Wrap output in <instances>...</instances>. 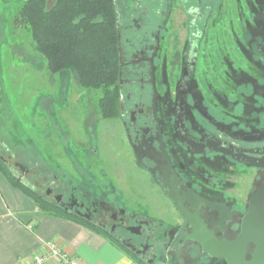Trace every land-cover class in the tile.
<instances>
[{
  "label": "flooded vegetation",
  "instance_id": "flooded-vegetation-1",
  "mask_svg": "<svg viewBox=\"0 0 264 264\" xmlns=\"http://www.w3.org/2000/svg\"><path fill=\"white\" fill-rule=\"evenodd\" d=\"M114 1L117 112L83 130L79 184L48 173L44 198L139 264H228L264 201V0Z\"/></svg>",
  "mask_w": 264,
  "mask_h": 264
},
{
  "label": "rangeland",
  "instance_id": "rangeland-1",
  "mask_svg": "<svg viewBox=\"0 0 264 264\" xmlns=\"http://www.w3.org/2000/svg\"><path fill=\"white\" fill-rule=\"evenodd\" d=\"M25 1L0 0V157L23 183L45 196L48 173L79 184L74 166L86 154L78 144L85 143L83 130L96 127L102 93L78 87L68 70L51 77L46 58L18 19ZM245 3L253 0L242 1V13ZM102 127L110 130L113 124ZM111 149L104 145V163Z\"/></svg>",
  "mask_w": 264,
  "mask_h": 264
},
{
  "label": "trees",
  "instance_id": "trees-1",
  "mask_svg": "<svg viewBox=\"0 0 264 264\" xmlns=\"http://www.w3.org/2000/svg\"><path fill=\"white\" fill-rule=\"evenodd\" d=\"M18 19L46 58L52 78L61 71H70L78 87L101 91L97 108L102 117L117 112L114 89L119 80V44L114 0H26ZM3 95L0 90L1 99ZM0 172L31 197L41 211L72 219L109 239L94 225L49 203L36 189L23 183L1 157Z\"/></svg>",
  "mask_w": 264,
  "mask_h": 264
},
{
  "label": "crops",
  "instance_id": "crops-1",
  "mask_svg": "<svg viewBox=\"0 0 264 264\" xmlns=\"http://www.w3.org/2000/svg\"><path fill=\"white\" fill-rule=\"evenodd\" d=\"M51 240L81 264H139L104 235L41 211L0 172V264H32Z\"/></svg>",
  "mask_w": 264,
  "mask_h": 264
},
{
  "label": "water",
  "instance_id": "water-1",
  "mask_svg": "<svg viewBox=\"0 0 264 264\" xmlns=\"http://www.w3.org/2000/svg\"><path fill=\"white\" fill-rule=\"evenodd\" d=\"M257 199L251 201L249 210L245 215L241 227V232L234 242H227L222 246L224 250L218 255L226 257L228 264L238 261L239 264H264V201ZM254 243L256 251L252 260H245L247 245Z\"/></svg>",
  "mask_w": 264,
  "mask_h": 264
},
{
  "label": "built area",
  "instance_id": "built-area-1",
  "mask_svg": "<svg viewBox=\"0 0 264 264\" xmlns=\"http://www.w3.org/2000/svg\"><path fill=\"white\" fill-rule=\"evenodd\" d=\"M46 254L36 257L32 264H81L65 251L59 242L45 243Z\"/></svg>",
  "mask_w": 264,
  "mask_h": 264
}]
</instances>
